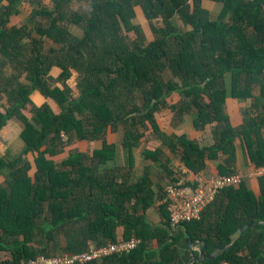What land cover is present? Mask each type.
I'll return each mask as SVG.
<instances>
[{
  "label": "trees",
  "instance_id": "16d2710c",
  "mask_svg": "<svg viewBox=\"0 0 264 264\" xmlns=\"http://www.w3.org/2000/svg\"><path fill=\"white\" fill-rule=\"evenodd\" d=\"M72 1L33 8L30 28L8 26L21 0H4L0 8V130L17 120L26 145L16 160L0 158V264L77 254L89 243L100 247L132 237L141 244L131 253L86 264H186L178 247L184 238L204 245V260L197 253L194 264H264V175L259 196L242 181L178 229L161 182L148 169L132 178L133 151L148 131L193 174L208 160H220L219 175L234 174L237 139L250 165L264 167V0H208L221 5L215 18L202 0H85L90 7L78 10ZM138 6L151 42L134 23ZM6 66L11 72L2 74ZM52 67L59 69L56 77ZM34 89L55 101L58 112L47 102L35 106ZM174 92L180 99L169 104ZM227 97L251 99L238 126L224 110ZM166 107L175 122L189 113L195 129L209 124L210 145L162 130L156 113ZM121 126L129 165L109 168L117 145L106 136ZM100 140L102 148L92 154L69 151L55 161L75 141ZM161 149H146L145 160L161 163ZM163 199V221L154 225L147 213Z\"/></svg>",
  "mask_w": 264,
  "mask_h": 264
},
{
  "label": "crops",
  "instance_id": "0c3cea01",
  "mask_svg": "<svg viewBox=\"0 0 264 264\" xmlns=\"http://www.w3.org/2000/svg\"><path fill=\"white\" fill-rule=\"evenodd\" d=\"M23 0H21L20 5L23 3ZM27 1V2H26ZM25 2L30 6L32 9L38 7V5L47 6L49 8L52 7V0H26ZM4 0L0 1V8L4 6ZM90 5V3L86 2L85 0H73L71 3V6L74 7L75 10H78L81 7H87L86 5ZM201 6L203 9L208 11L209 16L211 18H215L217 14L219 13L221 9V5L217 4L215 2H211L208 0H202ZM32 11V10H31ZM136 18L134 19V23L137 20L138 24L140 25L147 37V41L151 42L153 40L152 31L150 29V24L147 21V19L144 16V13L141 9V7H136ZM21 10L19 7V13L17 15L11 16L8 26H20L21 24H26L25 22H22L21 24L13 23V19H15L17 16H19ZM31 12L29 14V20L30 19ZM33 22V20H32ZM158 23H160L158 21ZM176 23L179 27H182L181 23L176 19ZM136 24V23H135ZM27 25V24H26ZM73 31H78L76 29H72ZM2 74H9L11 72V67H3ZM59 73V69L57 67H52L50 70V74L53 77H56ZM77 81V74L71 76L69 80V84L71 86H75ZM30 99L34 103L35 106L39 107L44 102H47L51 107L54 113L58 112V106L50 98H46L38 89H34L30 93ZM168 103L173 104L176 103L180 96L178 93L174 92L172 93L168 98ZM4 100L0 98V111L4 112ZM243 101H240L238 99H234L231 97H227L225 104H224V110L226 114L229 116L231 124L233 126H238L242 122V115H241V106ZM244 105V104H243ZM245 107V106H244ZM169 109V107L163 108ZM161 110V111H162ZM173 113L171 110L169 112L170 115V122H172V126L168 127L165 126L160 116V111L156 113L157 121L159 125L161 126L162 130L166 131L167 133H174L176 135H186L190 140L196 139L197 142L201 146L210 145L212 142V137L210 133V125L207 124L204 129H195L192 125V118L193 116L191 114H184L182 116V119L179 122L173 121ZM30 118V116H29ZM20 132H21V125L17 120H10L7 122V124L0 130V158L6 159L8 161H14L18 157H20L22 154H24L26 145L24 141L20 138ZM109 143H115L117 145V156L115 161L111 162L109 164V168H126L129 165V153L128 151L123 147V140H124V129L123 127H119L116 131H109L106 136ZM236 145V163H235V172H238V174L243 176V182L247 186L248 189L252 190V192L255 194V196H259V185H258V178L259 176L256 175V168H254L252 165H250L248 159L244 155L243 149L241 147L240 141L237 139L235 142ZM103 146V141H83L73 142L70 146H68L65 149V154L62 156H59L55 159V161L61 160L62 158L66 157L67 153L78 151V152H84L88 154H92L94 150L100 149ZM157 148H162L161 150V163L163 165H167L171 168L173 175H170L166 173L161 163H155L152 161L145 160L144 158V151L146 149L149 150H155ZM134 156V166L132 170V178L134 181H136L138 178H140L144 172L148 169L150 171V174L155 182H161V184L165 188L173 183L178 181H191L193 179L194 174L190 172L186 167H184L183 163L180 160L179 155L172 154L168 149L163 147L160 142H158L156 139L153 138L151 133L148 131L146 132L145 137L142 139L141 144L139 147L135 148L133 151ZM27 159L31 162L32 169L31 174H33L36 171L33 156L32 154H27ZM58 159V160H57ZM220 160H214V161H206V166L202 173L213 176L218 175L217 166L219 164ZM4 181L3 177H0V184ZM162 194V193H161ZM163 200H157L156 204L148 211V222L154 224V225H161L162 223V217L159 212V207L161 204L164 203ZM189 238L182 239L178 247L181 251L183 259L188 264L191 261L192 258V251H196V253H199V249L201 247L200 243L196 242L194 245L190 244Z\"/></svg>",
  "mask_w": 264,
  "mask_h": 264
},
{
  "label": "built area",
  "instance_id": "2783aa9c",
  "mask_svg": "<svg viewBox=\"0 0 264 264\" xmlns=\"http://www.w3.org/2000/svg\"><path fill=\"white\" fill-rule=\"evenodd\" d=\"M254 1V0H247ZM65 138V137H64ZM256 175H264V167L256 170ZM243 181L240 174L209 176L202 172L195 173L189 182L178 181L165 188L167 194V211L172 228L178 229L181 224L198 220L204 209L214 201L218 193L228 187L236 186ZM141 244V239L132 237L129 240L108 242L103 246L89 243L81 253H57L52 256L39 255L26 264H86L114 255L131 253ZM220 264H228L221 262Z\"/></svg>",
  "mask_w": 264,
  "mask_h": 264
},
{
  "label": "rangeland",
  "instance_id": "374dc122",
  "mask_svg": "<svg viewBox=\"0 0 264 264\" xmlns=\"http://www.w3.org/2000/svg\"><path fill=\"white\" fill-rule=\"evenodd\" d=\"M26 0H23L22 4L20 5V14L19 16H17L15 19H13V23H16V24H21L22 22H25L27 24V26L30 28L34 25V21L32 22V20H29V14L32 10V8L30 6H28V4L25 2ZM87 9L90 7V5H86ZM136 24H138V21L136 20L135 21ZM157 25H161L160 23H156ZM73 33H78V31H73ZM255 92H257V89H255ZM251 103V99L248 98V99H245L244 100V103H242V106H241V111L243 110L244 106H249V104ZM244 104V105H243ZM169 112L170 110L169 109H164L162 111H160V116L159 118L161 119L162 123L168 127H171L173 124L172 122H170V115H169ZM242 115V114H241ZM173 117H174V113H173ZM174 121V119H173ZM236 174L238 172H235ZM242 176V175H241ZM243 177V176H242ZM70 240V239H68ZM67 239H63L62 243H66Z\"/></svg>",
  "mask_w": 264,
  "mask_h": 264
},
{
  "label": "water",
  "instance_id": "95a60500",
  "mask_svg": "<svg viewBox=\"0 0 264 264\" xmlns=\"http://www.w3.org/2000/svg\"><path fill=\"white\" fill-rule=\"evenodd\" d=\"M244 229H245V228H243V229L241 230V234L244 232ZM238 238H239V237H238ZM238 238H237V239H238ZM190 244H191V245H194L195 242L190 241ZM203 248H204V245L202 244L201 247H200V249H199V258H200V260H204ZM211 258H213V256H210V257H209V259H211ZM196 260H197V253H196V251L193 250V251H192V258H191V261H190L188 264H194V263L196 262Z\"/></svg>",
  "mask_w": 264,
  "mask_h": 264
}]
</instances>
